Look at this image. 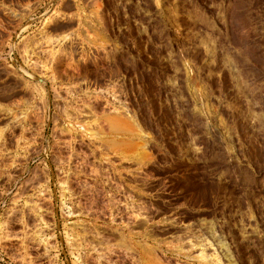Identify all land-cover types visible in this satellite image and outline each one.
Here are the masks:
<instances>
[{
    "label": "rangeland",
    "instance_id": "obj_1",
    "mask_svg": "<svg viewBox=\"0 0 264 264\" xmlns=\"http://www.w3.org/2000/svg\"><path fill=\"white\" fill-rule=\"evenodd\" d=\"M0 264H264V0H0Z\"/></svg>",
    "mask_w": 264,
    "mask_h": 264
},
{
    "label": "crops",
    "instance_id": "obj_2",
    "mask_svg": "<svg viewBox=\"0 0 264 264\" xmlns=\"http://www.w3.org/2000/svg\"><path fill=\"white\" fill-rule=\"evenodd\" d=\"M65 13H66V14H69V13H70V10H65Z\"/></svg>",
    "mask_w": 264,
    "mask_h": 264
}]
</instances>
